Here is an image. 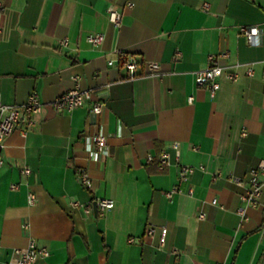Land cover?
Instances as JSON below:
<instances>
[{
    "label": "crops",
    "instance_id": "crops-1",
    "mask_svg": "<svg viewBox=\"0 0 264 264\" xmlns=\"http://www.w3.org/2000/svg\"><path fill=\"white\" fill-rule=\"evenodd\" d=\"M109 5L122 12L119 26ZM241 26L258 27L260 38L248 43ZM97 32L104 40L92 45L86 36ZM120 50L140 76L129 78ZM210 55L224 66L214 96L195 82ZM150 62L159 74H146ZM76 83L93 100L56 112L50 101ZM33 91L40 110L5 138L0 264L30 241L48 250L33 264H264V192L255 207L241 198L248 170L264 159V0H0V103ZM94 134L106 136V154L95 155ZM164 151L170 163L159 169ZM180 164L204 169L181 180ZM103 197L114 200L104 214L70 204Z\"/></svg>",
    "mask_w": 264,
    "mask_h": 264
},
{
    "label": "built area",
    "instance_id": "built-area-1",
    "mask_svg": "<svg viewBox=\"0 0 264 264\" xmlns=\"http://www.w3.org/2000/svg\"><path fill=\"white\" fill-rule=\"evenodd\" d=\"M131 6V2L127 3ZM108 19L114 26H119L122 20V12L114 7V5H109L107 7ZM240 33L243 34L248 43H253L256 39L261 36V31L256 26H241ZM86 40L92 45L101 44L104 40V34L101 32L90 33L86 36ZM59 45H66L67 39L62 38L58 40ZM118 59L117 62L124 66L129 71V78H135L140 76V73L136 72L138 67V62H136L131 56L127 55L123 51H117ZM180 55V52L175 53V58ZM220 55H227L226 52L220 53ZM114 60H109L108 63L112 64ZM149 71L146 74L157 75L159 74V65L156 62L149 63ZM224 66L220 65L217 61L216 55H210L208 57L207 66L195 72V82L198 86H205L209 89L210 95L214 96L215 91L219 88V83L217 78L222 75ZM251 73V70H248ZM226 77L230 80H235L237 75L234 73H226ZM191 100V97L188 98ZM93 100V94L88 89H82L76 83L72 88L63 92L59 96L55 97L50 101L51 106L56 112L71 111L75 107L83 104L85 101ZM42 102L36 91L31 92L27 99L20 104H4L0 103V166L3 163V149L5 146V138L14 130L16 124L21 118H24L27 123H32V116L34 113L38 112L42 106ZM103 104L100 102L93 103L91 110L95 113H99L102 110ZM88 141L95 146V155L107 153V138L103 134H94L88 136ZM173 149L176 152V156L179 154V144L174 142L172 144ZM148 161L152 160V156H148ZM170 163V155L167 151L160 154L158 158L157 166L159 169H164ZM204 169L203 165L195 167L193 165L180 164L178 167V175L181 180H185L191 175L196 169ZM21 172L23 174H29L30 168L24 167ZM80 183L85 187L91 186V179L85 170H81L78 174ZM233 181L236 184L242 185L243 182L241 178L235 177ZM11 187H16L13 184ZM178 187H173L171 190L165 192L167 197H171L174 192H178ZM264 192V159H261L256 166L251 167L248 170V178L246 181L245 191L241 198L245 206H257L259 204L260 196ZM188 193H192V188H188ZM29 202H33L34 194L29 192L28 194ZM96 202L97 212L99 214H104L105 211L111 209L114 206V200L110 198H96L93 200ZM93 201L88 203H81L78 200H71L70 204L74 207H82L86 213H90L93 210ZM216 204V199L211 201ZM245 206L239 207L238 212L241 216H245ZM198 218L204 219L206 214L204 211L200 210L197 214ZM26 226V225H24ZM156 231L155 226L150 225L146 228V235H153ZM166 228L160 227V237L158 239L159 246L165 244ZM134 238L130 237L128 242H133ZM15 252L17 256L13 258L9 264H33L38 255H47L48 250L44 247H37L33 241H30L28 246L23 249H16ZM221 264V263H217Z\"/></svg>",
    "mask_w": 264,
    "mask_h": 264
},
{
    "label": "water",
    "instance_id": "water-1",
    "mask_svg": "<svg viewBox=\"0 0 264 264\" xmlns=\"http://www.w3.org/2000/svg\"><path fill=\"white\" fill-rule=\"evenodd\" d=\"M92 205H93V213H94V215H96V214H97V206H96V202L93 201Z\"/></svg>",
    "mask_w": 264,
    "mask_h": 264
},
{
    "label": "trees",
    "instance_id": "trees-1",
    "mask_svg": "<svg viewBox=\"0 0 264 264\" xmlns=\"http://www.w3.org/2000/svg\"><path fill=\"white\" fill-rule=\"evenodd\" d=\"M155 162L157 163V161L155 160Z\"/></svg>",
    "mask_w": 264,
    "mask_h": 264
}]
</instances>
